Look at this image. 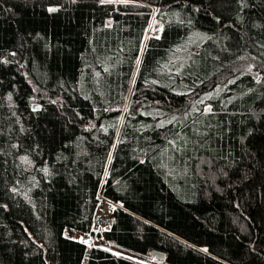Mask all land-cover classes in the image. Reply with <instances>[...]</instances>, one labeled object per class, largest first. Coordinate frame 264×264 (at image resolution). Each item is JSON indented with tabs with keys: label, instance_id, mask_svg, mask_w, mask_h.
Masks as SVG:
<instances>
[{
	"label": "trees",
	"instance_id": "obj_1",
	"mask_svg": "<svg viewBox=\"0 0 264 264\" xmlns=\"http://www.w3.org/2000/svg\"><path fill=\"white\" fill-rule=\"evenodd\" d=\"M93 238L264 264V0H0V264H144Z\"/></svg>",
	"mask_w": 264,
	"mask_h": 264
},
{
	"label": "rangeland",
	"instance_id": "obj_2",
	"mask_svg": "<svg viewBox=\"0 0 264 264\" xmlns=\"http://www.w3.org/2000/svg\"><path fill=\"white\" fill-rule=\"evenodd\" d=\"M162 22L159 21V20H153L150 27L147 29L146 31V36H150V35H153V36H160L161 34V30H162ZM245 70L249 69V71L251 70V66H246L244 68ZM252 72V71H251ZM254 75V73H253ZM185 157V155H183L182 151H180L177 155H175V159L177 160H182L183 158ZM175 176H177L175 174ZM179 178V177H177ZM70 233V232H69ZM89 239V238H88ZM88 241V240H86ZM85 242V240H84ZM93 243L99 247H102V248H106L110 251H113L114 253L118 254V255H123L125 257H128L134 261H138L140 263H144V264H163L162 262L163 261H160L156 258H153V257H143V256H140V255H136V254H133V253H130V252H126V251H122L110 244H108L106 241L102 240L101 238H93Z\"/></svg>",
	"mask_w": 264,
	"mask_h": 264
},
{
	"label": "built area",
	"instance_id": "obj_3",
	"mask_svg": "<svg viewBox=\"0 0 264 264\" xmlns=\"http://www.w3.org/2000/svg\"><path fill=\"white\" fill-rule=\"evenodd\" d=\"M99 206L93 218L92 230L94 232H104L109 229L113 222V210L117 204L109 198L100 195ZM70 234L77 240H88L87 235L76 230H70Z\"/></svg>",
	"mask_w": 264,
	"mask_h": 264
},
{
	"label": "water",
	"instance_id": "obj_4",
	"mask_svg": "<svg viewBox=\"0 0 264 264\" xmlns=\"http://www.w3.org/2000/svg\"><path fill=\"white\" fill-rule=\"evenodd\" d=\"M150 256L153 257V258H156L160 261H165L166 260V255L163 251H160V250H157V249H154L150 252Z\"/></svg>",
	"mask_w": 264,
	"mask_h": 264
},
{
	"label": "bare ground",
	"instance_id": "obj_5",
	"mask_svg": "<svg viewBox=\"0 0 264 264\" xmlns=\"http://www.w3.org/2000/svg\"><path fill=\"white\" fill-rule=\"evenodd\" d=\"M100 195H102V194L99 192L98 197H99ZM116 204H117V206H120L118 203H116Z\"/></svg>",
	"mask_w": 264,
	"mask_h": 264
}]
</instances>
